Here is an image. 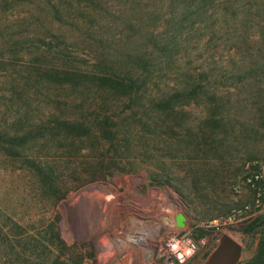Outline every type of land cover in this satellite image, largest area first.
Masks as SVG:
<instances>
[{
  "label": "rangeland",
  "instance_id": "obj_1",
  "mask_svg": "<svg viewBox=\"0 0 264 264\" xmlns=\"http://www.w3.org/2000/svg\"><path fill=\"white\" fill-rule=\"evenodd\" d=\"M35 1L19 0L0 22V102L8 103L9 95L18 92L20 69L30 57L56 66L63 63L61 52L71 55L72 64L83 71L104 59L125 60V53L144 41L137 21L144 18L146 23L147 16L156 19L158 13L162 18L150 21L149 29L161 32L162 46L171 45L156 66L162 74L155 80L160 94L184 78L171 74L175 66L188 72L197 71L199 63L205 69L220 68L229 47L214 34L209 45L196 43L205 44L203 53H195L198 58L189 62V46L195 44L194 17L185 13L189 0H174L175 13L161 3L172 0H61L66 18L60 27L39 13ZM208 37L209 33L204 39ZM42 45L51 49L46 57L36 48ZM167 54L174 56L173 64ZM41 83L36 85L49 92L57 86ZM94 90L93 86L87 92L99 94ZM256 94L254 87H236L215 99L222 96L232 103ZM204 100L190 98L189 104L174 111L139 103L114 116L108 113L119 138L111 147L97 138L72 143L62 135L35 142L39 157L51 166L52 182L61 191L70 187L62 197L25 161L0 153V262L5 258L6 264H114L120 245L113 236L120 222L118 211L126 209L130 199L149 201L153 196L187 216L195 249L183 264H199L223 232L242 243L240 261L254 259L264 240V173L256 182L258 190L245 179L264 164V122L249 100L223 110L220 123L206 128ZM1 110L0 104V121ZM122 165L133 170L107 172ZM171 193L179 205L171 204ZM88 195L95 201H86ZM233 210L240 213L231 223L205 224Z\"/></svg>",
  "mask_w": 264,
  "mask_h": 264
},
{
  "label": "trees",
  "instance_id": "obj_2",
  "mask_svg": "<svg viewBox=\"0 0 264 264\" xmlns=\"http://www.w3.org/2000/svg\"><path fill=\"white\" fill-rule=\"evenodd\" d=\"M18 1L0 0V22L7 18V14L19 4ZM161 3L168 8L166 11L175 13L174 0L166 5L162 1ZM34 5L55 26L60 27L59 24L66 18L61 0H36ZM153 11L158 13L157 8ZM185 13L194 17L191 26L194 29L195 44L189 46V62L203 53L200 50L205 44L196 43L203 41L209 45L213 35L219 34L225 45H229L220 68L205 69L199 63L197 71L189 68L188 72L187 69H179L178 65L172 70L170 65L171 74L175 72L184 78L160 94L155 80L162 74L157 73L159 67L156 66L165 53L170 51L171 46H162L161 32L149 29L150 21L162 18L160 13L156 19L147 16L149 19L146 23L144 18L137 21V32H140L144 41L142 45L125 53V60L109 62L104 59L91 69L83 71L79 65L72 64L71 55L61 52L58 55L63 63L56 66L42 64L38 57H30L26 66L20 69L18 80L21 86L18 87V92L9 95L8 103L0 102L3 105L0 153L11 159L25 161L27 167L42 180H48L45 185L50 190L61 192L62 197L70 187L61 191L52 182L51 166L44 158L39 157V150L33 144L62 135L72 143L90 142L97 138L111 147L114 145L112 143L119 142L112 128L114 123L111 118L119 109L134 108L140 103L142 107L150 109L174 111L178 109L176 106L182 108L184 104H189L190 98H204L203 104L208 116L203 119L202 124L211 129L220 123L223 110L239 102L247 105L250 100L251 106L260 113L259 119L262 118L264 122V0H189V9ZM206 25L212 31L207 30ZM208 33L209 40L204 39ZM36 48L44 57L51 50L43 45ZM166 58L170 64L174 63V56L167 54ZM42 81L55 83L57 86L54 92L42 90V87L36 85L42 84ZM93 86L97 89L94 91L99 94L87 92ZM236 87H254L257 94L251 96V99L232 103L223 100L222 96L215 99L221 92ZM90 96L92 99H87ZM108 113L112 116L107 115ZM131 170L132 167L122 165L109 167L107 172ZM6 262L4 258L0 264ZM237 264H264V240L259 243L254 259L239 261Z\"/></svg>",
  "mask_w": 264,
  "mask_h": 264
},
{
  "label": "built area",
  "instance_id": "obj_3",
  "mask_svg": "<svg viewBox=\"0 0 264 264\" xmlns=\"http://www.w3.org/2000/svg\"><path fill=\"white\" fill-rule=\"evenodd\" d=\"M263 173L264 164L247 175L245 180L251 189L258 190L256 182ZM126 206L118 211L120 222L113 230L114 238L120 243L119 257L114 264H183L193 253L195 244L189 238L187 216L183 213L185 223L177 226L175 215L178 211L168 206L164 198L153 196L149 201L134 198L128 200ZM239 213L233 210L205 224L223 226L231 223Z\"/></svg>",
  "mask_w": 264,
  "mask_h": 264
},
{
  "label": "water",
  "instance_id": "obj_4",
  "mask_svg": "<svg viewBox=\"0 0 264 264\" xmlns=\"http://www.w3.org/2000/svg\"><path fill=\"white\" fill-rule=\"evenodd\" d=\"M185 216L182 212L175 215V224L184 225ZM242 243L230 235L223 232L218 236L210 252L199 264H237L242 254Z\"/></svg>",
  "mask_w": 264,
  "mask_h": 264
},
{
  "label": "bare ground",
  "instance_id": "obj_5",
  "mask_svg": "<svg viewBox=\"0 0 264 264\" xmlns=\"http://www.w3.org/2000/svg\"><path fill=\"white\" fill-rule=\"evenodd\" d=\"M84 193H85V192H84ZM171 196L173 197L172 200L170 199V200H171V204H173V203H172V201H173V202H174V205H177V204L179 205V202H178V200L175 198V195H174L173 193H171ZM85 197H86V199H85L86 201H89V202H92V201L94 202V201H95V200H94L95 198L93 199V197H92L91 195H88V196H85ZM168 200H169V199H168ZM228 233H229V232H228Z\"/></svg>",
  "mask_w": 264,
  "mask_h": 264
}]
</instances>
